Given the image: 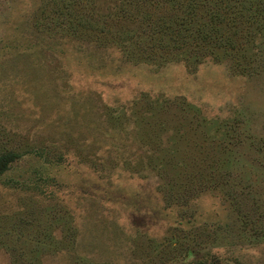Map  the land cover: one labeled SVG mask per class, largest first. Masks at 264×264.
Wrapping results in <instances>:
<instances>
[{"label":"rangeland","instance_id":"rangeland-1","mask_svg":"<svg viewBox=\"0 0 264 264\" xmlns=\"http://www.w3.org/2000/svg\"><path fill=\"white\" fill-rule=\"evenodd\" d=\"M136 1L0 0V264H264V0Z\"/></svg>","mask_w":264,"mask_h":264},{"label":"trees","instance_id":"trees-1","mask_svg":"<svg viewBox=\"0 0 264 264\" xmlns=\"http://www.w3.org/2000/svg\"><path fill=\"white\" fill-rule=\"evenodd\" d=\"M164 2H168V0H163ZM160 2V3H159ZM230 2V1H229ZM136 3L137 4H140V5H143V4H147L149 7L151 6L152 7V5L153 4H162V2L160 1V0H142V1H136ZM184 4L186 5V8H187V6H189L190 5V2L188 1V0H185V2H184ZM235 7H237V4L235 3V4H233ZM186 8L185 9H182L181 10V13H184L185 12V14H182L181 16H178L176 19H174V21H177V19H178V25H179V27L177 28V30H183L184 31V29L186 28V27H181V24L182 23H186V21H189V19H188V17H187V15H188V11H186ZM227 7H225V5L224 6H222V5H218L217 6V8H216V11H214V12H212V14H211V17L213 18V15L215 14L218 18H221L222 19V22H223V24L225 25L226 24V22H225V18L223 19V17L222 16H228V14L230 13V12H228L227 11V9H226ZM185 10V11H184ZM234 11V10H233ZM229 18H230V16H229ZM219 23V22H218ZM162 28V27H161ZM179 35V34H178ZM1 158V157H0ZM1 160V159H0ZM1 163H3L2 161H1Z\"/></svg>","mask_w":264,"mask_h":264}]
</instances>
